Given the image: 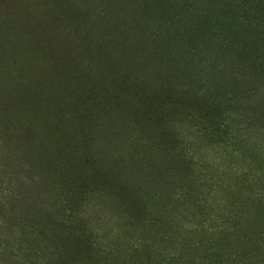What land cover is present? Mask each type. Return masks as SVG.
Instances as JSON below:
<instances>
[{
  "label": "rangeland",
  "instance_id": "1",
  "mask_svg": "<svg viewBox=\"0 0 264 264\" xmlns=\"http://www.w3.org/2000/svg\"><path fill=\"white\" fill-rule=\"evenodd\" d=\"M258 1L0 0V264H264Z\"/></svg>",
  "mask_w": 264,
  "mask_h": 264
},
{
  "label": "trees",
  "instance_id": "2",
  "mask_svg": "<svg viewBox=\"0 0 264 264\" xmlns=\"http://www.w3.org/2000/svg\"><path fill=\"white\" fill-rule=\"evenodd\" d=\"M257 1L254 0V4H256L255 9H260V7H261L260 5H261L262 2H260V1L257 2ZM217 133L218 134H212L211 133L210 135H212L215 138H218L219 140H222L223 142H229L230 140H233V134H232L233 131L232 130L228 131V129H226L225 126H221L218 129ZM224 145H226V144H224ZM185 178H186L185 179L186 183H188V185L191 187V185L193 183L192 179L190 177H188V178L185 177ZM233 222H234V224H231L233 226V228H232V230L230 229L229 231H233V230L236 231V226H237L236 224L238 223V221H233ZM226 225H227V227H230L231 226V225H229L227 223H226ZM227 235H228V237L229 236H232L231 233H228Z\"/></svg>",
  "mask_w": 264,
  "mask_h": 264
}]
</instances>
